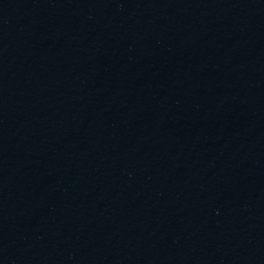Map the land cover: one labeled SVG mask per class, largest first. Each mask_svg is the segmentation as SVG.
<instances>
[{
    "label": "water",
    "instance_id": "water-1",
    "mask_svg": "<svg viewBox=\"0 0 264 264\" xmlns=\"http://www.w3.org/2000/svg\"><path fill=\"white\" fill-rule=\"evenodd\" d=\"M0 264H264V0H0Z\"/></svg>",
    "mask_w": 264,
    "mask_h": 264
}]
</instances>
